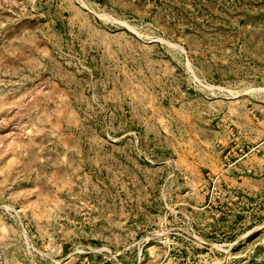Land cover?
I'll return each mask as SVG.
<instances>
[{"label":"rangeland","instance_id":"1","mask_svg":"<svg viewBox=\"0 0 264 264\" xmlns=\"http://www.w3.org/2000/svg\"><path fill=\"white\" fill-rule=\"evenodd\" d=\"M0 264H264V0H0Z\"/></svg>","mask_w":264,"mask_h":264}]
</instances>
